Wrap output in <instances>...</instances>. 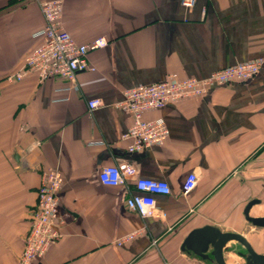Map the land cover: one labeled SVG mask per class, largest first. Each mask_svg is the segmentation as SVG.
Here are the masks:
<instances>
[{
  "label": "crops",
  "instance_id": "crops-1",
  "mask_svg": "<svg viewBox=\"0 0 264 264\" xmlns=\"http://www.w3.org/2000/svg\"><path fill=\"white\" fill-rule=\"evenodd\" d=\"M62 1V27L77 42L108 40L89 51L96 69L79 71V89L69 91H57L69 84L62 77L9 78L41 43L44 17L36 0H0V264L18 263L51 169L63 177L53 221L61 236L31 264H218L212 247L205 256L183 248L205 225L240 233L264 253V227L244 214L260 199L251 213L264 215V0H196L190 8L181 0ZM257 58L260 71L249 80L212 84L202 96L145 112L164 118L169 136L128 151L121 136L133 118L118 106L125 89L170 73L205 78ZM93 98L102 105L89 111ZM120 162L170 184V194L155 195V215L127 206L133 179L128 186L100 181L105 165ZM190 172L197 185L185 195ZM226 246L227 264H246L242 243Z\"/></svg>",
  "mask_w": 264,
  "mask_h": 264
},
{
  "label": "built area",
  "instance_id": "built-area-1",
  "mask_svg": "<svg viewBox=\"0 0 264 264\" xmlns=\"http://www.w3.org/2000/svg\"><path fill=\"white\" fill-rule=\"evenodd\" d=\"M44 17V25L36 32L41 43L25 57L20 68L12 75L11 80L20 81L29 73L35 72L40 81L50 77H62L68 85L57 91L79 89L77 74L82 70H95L88 59L89 51L104 47L108 40L97 37L86 43L77 42L69 31L62 27V0H36ZM184 7L190 8L196 0H181ZM263 59L257 58L248 62L231 65L214 71L205 78L179 77L170 73L164 80L142 84L124 90V98L118 106L128 111L133 123L122 133L123 140H129L128 151L135 152L155 143H163L169 136V128L164 118H144V113L161 109L166 105L184 98L202 96L212 84H225L237 80H249L259 73ZM62 97L60 99H65ZM102 105L100 98L88 101L89 111ZM196 172H190L183 184V194H188L197 185ZM99 179L104 185L128 186L134 180V188L127 198L129 209L142 217L156 214V194H170L172 188L165 180L136 176V169L128 162L105 165ZM63 177L58 169L45 173L38 189V204L31 218V227L25 239L24 250L17 264H31L42 257L52 244L61 236L54 226L58 215V190ZM141 228L120 236L116 243L123 245L135 238Z\"/></svg>",
  "mask_w": 264,
  "mask_h": 264
},
{
  "label": "water",
  "instance_id": "water-1",
  "mask_svg": "<svg viewBox=\"0 0 264 264\" xmlns=\"http://www.w3.org/2000/svg\"><path fill=\"white\" fill-rule=\"evenodd\" d=\"M258 203L260 199L249 201L244 214L252 225L264 227V215L251 213V208ZM232 240L239 241L245 247V251L239 252V255L245 258L246 264H264V253L257 252L244 235L233 231H223L214 225H205L192 230L186 237L183 248L193 249L199 255L205 256L208 249L212 247V254L218 264H227L224 251L228 249L226 244Z\"/></svg>",
  "mask_w": 264,
  "mask_h": 264
},
{
  "label": "rangeland",
  "instance_id": "rangeland-1",
  "mask_svg": "<svg viewBox=\"0 0 264 264\" xmlns=\"http://www.w3.org/2000/svg\"><path fill=\"white\" fill-rule=\"evenodd\" d=\"M254 226V225H253ZM254 227H256V226H254Z\"/></svg>",
  "mask_w": 264,
  "mask_h": 264
}]
</instances>
